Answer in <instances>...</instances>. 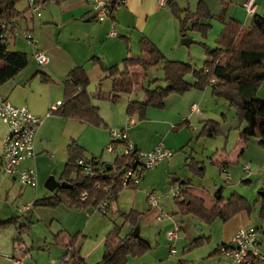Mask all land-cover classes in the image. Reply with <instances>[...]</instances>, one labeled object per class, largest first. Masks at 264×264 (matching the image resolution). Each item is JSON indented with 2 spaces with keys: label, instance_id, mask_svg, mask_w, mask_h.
Wrapping results in <instances>:
<instances>
[{
  "label": "crops",
  "instance_id": "1",
  "mask_svg": "<svg viewBox=\"0 0 264 264\" xmlns=\"http://www.w3.org/2000/svg\"><path fill=\"white\" fill-rule=\"evenodd\" d=\"M24 1V6L21 8H19V4L17 6V10L21 13V15H24V17L20 19V25L23 28H27L35 32L40 42V48L48 56L50 63L44 67L40 66L38 63H36V60L32 58L33 50L27 44L25 39L22 37L13 39L10 43L12 49L17 52L25 53L28 56V59L30 56L33 63L40 66L42 71H38L40 70V67L37 68L34 65L35 71L32 69L27 73L25 72L27 69L26 68L13 80H10L4 85L0 86V102L7 101L16 107H26L31 114L41 119L43 122L44 120L41 118L42 115L46 114L45 117L49 116L48 111L50 112L51 110H55L57 106L61 105L65 101L64 83L69 80L70 73L78 67H82L86 71L87 77L90 81L88 91L92 96L94 106L99 108L101 114V102L106 103L104 105H108L107 103L111 104L110 96L112 95L113 86V79H108L106 77L104 68L122 66V62L125 59H137L141 57L142 52L140 43L143 39H147L154 43L161 50L166 59L170 61L189 64L194 69L199 70H202L205 67L207 57L206 59L195 61L194 63L190 53L187 52L185 48L182 49V47H189L182 44L183 37L180 33L178 19L172 14L171 10L167 6H160L157 0H123L124 2L115 10V18L113 22L115 24V30L118 33V36L115 38H112L109 35L112 31L113 22H98L92 9L91 0H44L41 6L43 13L41 18L30 17L27 14V1ZM109 1L112 3H117L119 0ZM175 1H177V4L179 5L178 0ZM195 1L196 0H192L190 4L188 3L184 7L179 5V7L183 10L188 9L192 11L193 2ZM197 1L208 4V1L206 0ZM221 1L236 3L241 6L243 4L245 6L247 2V0ZM254 5L255 13L253 15L248 14L249 16H246L243 10L236 9L233 12H229L230 18H228V12H226V9H224L223 12H225V19L221 20L219 17L218 19L222 21L225 26L221 29V31H219V34L217 35L218 37L215 41L216 47L212 48L210 43L209 45L211 47L209 45L206 46L211 50L221 47L218 44V39L230 21L236 20L243 26L247 27L250 25L254 15H264V0H255ZM205 23L209 24L211 26L210 28H212V23L210 20L206 21ZM209 29L207 30L206 34L208 33ZM158 66H161V69L163 70L162 64ZM138 72L142 79L144 72ZM40 77H46L49 79V82H44V84L47 85L45 89L49 94V99L46 103V106L41 109L27 107V104L25 103H28L27 100L35 95V90L32 88V86L31 88H28V85H33L34 83H37V81L40 82ZM189 77H192V80H188ZM154 78L155 80H162L164 78V71L162 75L161 73L159 75L157 73L156 77ZM187 80L191 84H194L196 81L193 75H189ZM143 90L144 92L141 94L140 90H138V87H136L131 94H124L126 96V99L124 100L122 98L123 95H121L119 101L117 102H120V108H116V106H114V112L117 115H114V113H109L107 108L108 106H103L105 107L104 117L107 122L101 114L103 119L102 125H105V128L108 129V135L110 136L113 130L124 129L128 124L132 123L129 129L130 140L138 148V150L144 153H150L154 151L158 145L163 143L165 147L173 153L172 159L169 162L163 163L158 168L147 172L148 174L144 175L145 179H143L146 181H149V179L153 181L158 178H162L164 181L168 182V185H171L170 187H172L177 184V181L180 182L179 178H181V174L186 172V169L183 170L185 162L186 165L190 164L187 163L188 156L183 154L192 140V134L189 129L195 128L192 123L193 118L198 119L199 122L203 121L201 124L206 121L216 122L217 111L219 110L220 106H223V104L216 103L215 112L212 88L206 87L204 90L192 88L182 95L176 94L179 96V98H176L177 96L174 95L168 97L165 109L149 108L146 112L145 119L143 120H141L139 114H136L132 117L128 116L127 107L130 102L145 101V88H143ZM99 92L102 93V97L98 96ZM23 95L24 97H21ZM136 97L138 99H136ZM259 97L264 101L263 96H260L259 94ZM194 105H198L201 110L206 109V113L203 111L194 112L192 110ZM53 117H56L61 121H67V124H65L67 129L74 126L80 130H83L81 135L83 136L86 133L87 138L90 137L89 140H92L93 137L101 133L102 125L97 128V126L83 123L81 121L65 120L58 116ZM39 130L40 127L38 128L37 133H39ZM108 141L109 139H107L106 144ZM72 144H75L76 146H79L83 149L84 156L83 158L79 159H88L87 161L97 159L100 165L109 164L104 160L103 156L105 153L104 147L106 145L97 148L92 147L89 141H84L81 138L77 139V141L70 142L67 146V162L69 159L68 147ZM225 144L226 141L224 143L223 140L217 138L216 140L208 142L206 145V150H210L212 148L215 149L216 147V150H221L224 148L223 146H225ZM245 146L247 145L243 142H235L233 154L236 157L244 156L242 155V152H240V149L244 150ZM40 152L39 143L36 139L35 157L22 162V164L19 166V170L23 171L28 168L29 164L33 162V160H39L40 158L38 157L39 154H41ZM222 154L223 155L220 157L217 156L216 160H218L217 162L220 165L221 173L225 174L224 169L227 170L226 174L228 176H226L225 185L229 187V190L234 189L237 191L234 184H236L237 181L242 177L243 173H245L246 176L251 174V166L247 164V160H253L254 158H244L242 159L246 160L244 163H236L238 166L240 165V168H230L229 164H231L233 159H230V155L227 154V156L225 152ZM3 156L4 152L2 140V143H0V175H2L4 161ZM246 165L250 166V171H245L244 167ZM239 170L242 174L239 172ZM3 178L9 179L13 183H18V181L13 177L9 178L3 176ZM63 178L64 173L62 179H60L58 182L59 186L62 182L66 181ZM75 178L76 174H72L70 177V179ZM241 180L243 183H251L249 179ZM262 182L264 183V180ZM146 184L147 183H144V185ZM155 186H159L157 182L155 185L153 184V186L147 187V189L150 188V190H154L153 187ZM220 189H223V191L225 190L224 187H217L215 188V193ZM263 190L264 188L260 189L258 193L261 195V193H263L261 191ZM55 192L44 194L43 191L40 190V192L37 193L36 196L38 197H36L32 202L31 208L33 210L34 217L30 216L32 210L29 211L27 207V210H24L25 207L22 209V213H26L30 216L29 224H34L35 227V241L32 242L33 247L31 249L26 246V243L23 241L22 237H19L20 235L17 230L19 226L13 229L0 228V256L4 257L5 260H9L13 262V264H15L14 261L16 260L20 261L21 264H70L68 262V260L70 261V256H67V251L63 247L57 245L58 240H56V236L63 234L59 240H63L64 243H67L68 236H78L76 248L78 249L80 257L87 264H98L102 261L106 252L107 237L114 231L116 226L121 228L122 233V226H119L116 223L112 224V222H107L104 219L106 217L110 220L109 215L112 209V204L115 202L118 204L119 200L121 199L120 194L122 191L116 198L113 197L109 199V207L105 215L100 213L91 214L88 212V209H76L66 205H60L54 209L42 207L33 208V203L35 201L51 197L55 194ZM235 193L237 192H233L230 195H226L224 193V196L229 198ZM148 194L149 191L147 196ZM245 198L248 200L247 197ZM258 198L255 200H258ZM181 200L183 201L184 197H182ZM119 206L120 205H118V208ZM6 207V203H1L0 213L1 210L5 209ZM255 209L256 208H253L252 211H255ZM149 211L152 215L148 217L147 215L144 216L143 214V216H147L148 221L153 218L156 220V222L158 221L157 217L161 212H163L161 210V206L159 209L149 208ZM136 212L139 213V220L142 214L139 210ZM124 215L125 214H123V217ZM254 220L255 218L252 219L251 214L243 212L229 222L222 221L221 224L217 226V232L219 233L218 238L216 239L214 236H211L213 243L217 248L213 255L219 253V255H222L223 257L226 256L224 252L225 247L221 248V246L227 245L228 247H231L234 236L241 229L255 228L258 230V228L253 226ZM0 221H2V219ZM36 223H38L37 226ZM171 228H167L166 231ZM24 229H27V227ZM202 238L203 241L207 240L205 237ZM198 239L200 238H197L196 240ZM209 240H211V238ZM259 241L261 244V251L264 253V243L260 237ZM146 244L147 246H142L145 247V251L148 252L153 249V247L147 242ZM134 246L135 245H133V247ZM168 247L171 256H176L177 252L172 255L171 252L173 249L170 245ZM211 247H213V245ZM211 252V250H208L207 254H205L203 258L213 256ZM230 262L231 264H234L232 260H230ZM256 264H264V261L257 262Z\"/></svg>",
  "mask_w": 264,
  "mask_h": 264
},
{
  "label": "trees",
  "instance_id": "2",
  "mask_svg": "<svg viewBox=\"0 0 264 264\" xmlns=\"http://www.w3.org/2000/svg\"><path fill=\"white\" fill-rule=\"evenodd\" d=\"M21 1L0 0V86L20 75L29 64L25 53L10 51L9 46L1 39L5 23L22 16L17 10ZM166 6L178 19L183 39L188 37L190 31H198L206 35L211 27L205 22L213 18V15L204 2L198 4L196 12L181 9L175 0H167ZM219 19H225V12L219 16ZM218 44L221 47L215 50L204 45L207 59L205 67L199 70L189 64L166 59L154 43L143 39L140 43L141 57L125 59L122 66L104 68L106 77L113 79L110 101L116 104L121 95L131 94L140 85L141 75L138 69L147 72L162 64L164 78L151 82V85L145 89V101H132L128 104V116L139 114L143 120L149 108L165 109L166 101L171 95H182L192 88L204 90L206 87H211L214 97L224 99L236 108L240 123L245 124L240 132L242 141L247 143L250 139L257 138L259 145L264 147V101L259 97L260 89L264 84V15H254L251 24L247 27L236 20L230 21L220 35ZM189 75L194 76L196 80L194 84L188 82ZM42 80L45 83L49 82L46 77ZM89 84L86 71L82 67L74 69L70 73L69 80L64 84L65 101L55 110H51V114L65 120H77L97 127L102 125L100 110L94 106L92 96L88 91ZM98 96L102 97V93L99 92ZM220 134L221 129L218 122L203 123L201 138L214 139ZM68 153L69 159L63 179L72 184L73 188L58 189L53 196L35 201L33 208L54 209L60 205H66L76 209H88L89 206L107 198L102 191L95 189L96 185L109 183L104 179L106 174L118 181L127 165L125 158L117 157L115 163L112 164L111 172L106 171L105 175L85 176L77 164L78 159L84 156L83 149L72 144L68 147ZM92 161L98 160L93 159ZM188 166L192 172L197 171L203 175L205 167L200 163L191 162ZM72 174H76L75 179H70ZM184 185L189 186L190 184L186 182ZM122 190L121 187L118 188L114 197L116 198ZM84 192L89 193V200L85 202L80 200ZM261 192L263 193L259 196L257 203H261L260 217L264 219V190ZM182 197H184L183 201ZM175 199L183 213L197 214L208 225L217 220L229 222L243 212L251 214L253 209L244 196L235 193L226 198L223 189L215 193L210 205L206 204L203 197L186 191ZM138 217L139 213L136 211L124 215L126 221L130 222L134 228L138 225ZM18 219L2 220L0 228L17 225ZM62 235L56 236L57 245L67 251V256L69 255L75 264H87L76 248L78 236H68L67 243H64L63 240H59ZM202 241L203 238H200L195 243L199 244ZM137 242L141 246H147L140 237L138 239H134L131 235L121 237V228L116 226L106 239V252L98 264H128L131 248ZM222 247L231 248L227 245Z\"/></svg>",
  "mask_w": 264,
  "mask_h": 264
},
{
  "label": "rangeland",
  "instance_id": "3",
  "mask_svg": "<svg viewBox=\"0 0 264 264\" xmlns=\"http://www.w3.org/2000/svg\"><path fill=\"white\" fill-rule=\"evenodd\" d=\"M191 1L192 0H178V3L179 5H181V7H184L186 4H190ZM206 1H208V4L206 5L208 6L211 15H213V18L210 19L212 28L209 29L206 35L198 31L188 32V38L191 39L193 43L189 46V48L182 47V49L185 48V50L190 53L194 63L195 61L206 59L204 45L208 46L210 43L212 48L216 47L215 41L217 40V35L219 34V31H221V29L225 26L224 23L218 19V17L223 13L224 9H226V12H228V18H230L229 12H233L236 9L243 10L245 15L249 16L244 4L241 6L236 3L225 2L221 0ZM199 3L200 2H198L197 0L193 2V12H196ZM24 5L25 1L22 0L19 3V8ZM9 49L10 51H14L11 46H9ZM32 58L34 59V57ZM32 58L29 56V64L25 71L27 73L30 72L29 70L34 69V65L37 68L40 67L37 64L33 63ZM39 69L40 70L38 71H42L41 67ZM33 71H35V69ZM138 71L142 70L138 69ZM157 73L158 75L160 73L161 75L163 74L161 66L154 67L149 71L143 73L141 83L138 86V90H140L141 94H143L144 92L143 88H148L151 82L155 80L154 77H156ZM188 80H192V77H189ZM40 82L37 81V83H34L33 85H28V88H31L32 86V88L35 90V95L27 100L28 103H25L27 104V107H35L37 109H41L46 106V103L49 99V94L45 89L47 85L44 84L42 77H40ZM259 94L260 96L264 97V84L260 89ZM125 95H123L122 97L123 100L126 99ZM174 96H177L176 98H179V96L176 94H174ZM21 97H24V95ZM213 98L215 112L216 103L223 104V106H220L219 110L217 111L216 121L220 125L221 134L214 139L201 138L203 130V124L201 123L203 121L199 122L198 119L193 118L192 123L195 128L189 129L192 134V140L190 142V145L186 148L185 153L183 154L185 156H188V164L192 162L197 164L200 163L201 165H203L205 167L204 173L203 175H201L197 171L192 172L190 167L186 165L185 162L183 170L186 169V172L181 174V178H179L180 182L177 181V184L174 186L180 187L181 192H191L195 195L203 197L207 205H210L212 203V197L215 195V188L217 187H224V193L226 195H230L233 192L244 195L248 198V201L253 206V208H256L255 211L251 212L252 219L255 218V220L253 221V226L258 228L259 237L263 240L264 243V219L260 218L261 203H257V200H255L260 196V193H258L259 190L264 188V183L262 182L264 180V147H261L259 145V141L257 138H252L249 142L245 143L247 146L244 147V150L240 149V152H242V155L244 156L236 157L233 154L234 143L243 142L240 137V132L244 128L245 124L240 123L236 108L232 107L229 102L224 99L216 97ZM136 99L138 98L136 97ZM110 103L112 105L109 103H107L108 105H104L106 103L101 102V114L103 117L105 113V107L103 106H108L107 108L109 113H114V115H117L114 112V106H116V108H120V102L114 104L110 101ZM198 108L199 112L203 111L206 113L207 111L205 108V110H201L199 106ZM45 115L41 116L44 122L40 126L39 133H37L36 136V139L39 143V150L41 151V154H39L38 157L40 159L36 161L33 160V162H31L28 167L37 170L38 186L36 188L21 186L18 183H13L11 180L3 178V176L0 175V204L6 203L7 205L5 209L1 210L2 214L0 213V220L20 218L18 219L19 224L17 226L11 225L7 227V229H13L19 226L17 229L20 235L19 237H22L23 241L26 243V246L29 249L33 247L32 242L35 241L34 224H29V217H34L33 210L31 209L32 202L36 197H38L36 195L38 192H40V190L43 191L44 194L51 193L47 189V185L52 179H55V181L57 182L62 179L68 158L67 146L69 145V143L72 141H77V139L81 138L84 141H89L92 147L97 148L106 145L104 147L105 153L103 156L104 160L109 164H114L118 155V153L107 152L108 146L111 145L112 138L111 134L110 136L108 135V129L105 128V125L101 126V133L93 137L92 140H89L90 137L87 138L86 133L83 136L81 135L83 130H80L74 126L67 129L65 125L67 124V121H61L56 117H53L54 115L51 114V111H48L49 116L45 117ZM6 135L7 128L3 124H0V143H2V140L6 137ZM217 138L223 140L224 143L226 141L225 146H223L224 148L221 150H216L217 147L215 146V149L212 148L210 150H206V145L208 144V142L216 140ZM107 139H109V141L106 144ZM221 152H225L226 155H230V159H233L235 161H231V164H229L230 168H240V165L238 166L236 164L237 162L244 163L246 160L242 159L248 157H251L252 159L254 158L253 160H250L249 158V160H247V164L251 166L250 175L246 176L245 173L242 174L239 170V172L242 174V177L237 181L236 184H234L237 191H235L234 189L229 190V187L225 185V179L228 175L221 173L220 165L217 162L218 160H216L217 156L220 157L223 155ZM103 166H105V164H103ZM115 171L116 167L114 168V172ZM144 179H141L138 188H129L122 190L120 194L121 199L119 200L118 204H116L117 202L112 204V209L109 215L110 220L106 217L104 218L107 222H112V224L116 223L119 226H122L121 237L125 238L128 235H132L135 229L130 222L125 221L123 214L129 213L135 209H137L135 211L139 210L141 212L142 215L137 222L138 226L141 229L140 239L151 245L153 249L147 252L145 251L146 249H144L145 247H142L141 245H139V242H137L136 244H134L135 246H132L133 248H131V252L128 258V264H231V259L229 257L224 256V258L222 255H219V253L213 255L214 251L217 250V248L216 245H214L211 236H214L216 239L218 238L219 233L217 232V226L220 225L222 221H216L215 223L208 225L203 222V220L197 214L186 215L180 210L179 206L177 205L174 194L170 195L168 198L163 199L160 204L161 210L164 213L163 221L156 222V220L153 219L152 216V219H149L150 221H148L147 216L149 217L150 215H152L150 214L149 206L147 203L148 191L149 193L155 192L165 197V195L171 190L173 186L170 187L171 185H168V182L164 181L162 178H158L153 181H151L150 179L149 181H146ZM241 179H249L251 183H243ZM156 182L159 186L153 187L154 190H150V188L147 189V187L153 186V184L155 185ZM186 182L190 184L189 187L187 185H184V183ZM144 183L147 184L144 185ZM118 205H120L119 208ZM24 207H27L29 211L32 210L30 216L26 213H22V209ZM143 214L144 216H147L144 217ZM175 224L179 225L182 230L177 240L169 241L166 237V233L170 230H173ZM37 225L38 223H36V226ZM25 227H27V229H24ZM167 228L171 229L166 231ZM202 237H205L207 240H204L199 244L195 243V240L197 238ZM209 237L211 238V240H209ZM169 245L172 249L176 250V256H171V254L169 253ZM212 245L213 247H211ZM208 250L212 251L211 254L213 256L203 258L204 255L207 254ZM68 262L70 264H75L71 259L70 261L68 260ZM0 264H13V262L7 259L5 260L4 257L0 256Z\"/></svg>",
  "mask_w": 264,
  "mask_h": 264
},
{
  "label": "built area",
  "instance_id": "4",
  "mask_svg": "<svg viewBox=\"0 0 264 264\" xmlns=\"http://www.w3.org/2000/svg\"><path fill=\"white\" fill-rule=\"evenodd\" d=\"M27 14L32 18H41L42 3L44 0H26ZM160 6L165 7L167 0H157ZM255 0H247L245 8L249 15L255 13ZM124 1L119 0L117 3H112L109 0H91L92 9L95 18L98 22L104 23L112 21L115 18V10ZM15 18L5 23L4 31L1 34V39L10 46L13 39L20 37L24 38L27 44L33 50V57L40 66H47L50 63L48 56L40 48V42L33 30L23 28L20 25V19ZM110 37L115 38L118 33L115 30V24H112V31ZM56 109V108H55ZM193 111L199 112L197 105L193 106ZM0 124L7 128V135L3 139V168L2 175L4 177L15 178L21 186L36 188L38 185L37 171L33 168H27L23 171L19 170V166L27 159L35 157V140L38 128L43 124V121L33 114L26 107H16L10 102H0ZM132 124V123H131ZM131 124H128L124 129L113 130L111 132V145L108 146V153H118V157L125 158L127 165L124 167L119 180L110 178L109 183H98L96 190L102 191L107 198L98 202L95 205L88 207L91 214L102 213L106 214L109 207V199L115 196L118 188L129 189L138 188L141 179L148 171L158 168L163 163L169 162L173 153L168 150L162 143L158 145L154 151L144 153L131 142L129 137V129ZM78 166L82 169L85 176L105 175V166L100 165L98 161H87L79 159ZM245 171H250V166L244 167ZM224 173L227 170L224 169ZM174 194L175 198L181 196V188L173 186L165 197L153 192L147 196V203L151 209H159L163 199L168 198ZM80 200L85 202L89 200V193L84 192L80 196ZM27 210V208H24ZM164 213L161 212L157 217L158 221H162ZM181 227L175 224L173 230L166 233L169 241L177 240L181 232ZM234 248H233V247ZM232 246L229 249H224L226 256H228L234 264H256L264 261V253L261 251V244L259 241V232L255 228H244L237 232L232 240ZM172 255L176 250H172ZM15 264H21L20 261H14Z\"/></svg>",
  "mask_w": 264,
  "mask_h": 264
},
{
  "label": "water",
  "instance_id": "5",
  "mask_svg": "<svg viewBox=\"0 0 264 264\" xmlns=\"http://www.w3.org/2000/svg\"><path fill=\"white\" fill-rule=\"evenodd\" d=\"M192 43H193V41H192L191 39H189V38H185V39L182 40V44H183L184 46H187V47H189ZM105 169H106V171L111 172V171L113 170V165H112V164H105ZM110 178H111V177H110L109 174H106V175L104 176V179H105V180H110ZM72 188H73V186H72L70 183H68L67 181L62 182V183L60 184V186H59L58 182L55 181V179H52V180L48 183V185H47V189H48L49 191H51V192H55V191H57L58 189L68 190V189H72ZM140 234H141V229H140V227L138 226V227L134 230V232L132 233L131 236H132L134 239H138V238L140 237ZM232 247H233V246H232ZM233 248H234V247H233Z\"/></svg>",
  "mask_w": 264,
  "mask_h": 264
}]
</instances>
